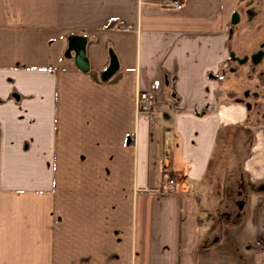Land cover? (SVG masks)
Returning a JSON list of instances; mask_svg holds the SVG:
<instances>
[{
    "label": "crops",
    "instance_id": "obj_1",
    "mask_svg": "<svg viewBox=\"0 0 264 264\" xmlns=\"http://www.w3.org/2000/svg\"><path fill=\"white\" fill-rule=\"evenodd\" d=\"M169 1L0 0V264H193L216 217L264 264V0Z\"/></svg>",
    "mask_w": 264,
    "mask_h": 264
},
{
    "label": "rangeland",
    "instance_id": "obj_2",
    "mask_svg": "<svg viewBox=\"0 0 264 264\" xmlns=\"http://www.w3.org/2000/svg\"><path fill=\"white\" fill-rule=\"evenodd\" d=\"M252 5L255 6L254 2ZM245 9H249V8L248 6L245 5V2H242L238 10H239V17L242 18L243 20L247 19V15L244 13ZM235 27H234V32L236 31ZM239 30L240 29H238V31ZM260 40H262L261 36L255 37L254 40H251L250 46L253 45L254 48L257 49ZM252 66L254 68L256 67L255 65L251 64V61L245 63V65L240 70V75H244L245 77V70L248 69L247 73L248 74L252 73L251 74L253 76L252 80H256L257 73H254L255 69L251 70ZM257 72H258V67H257ZM243 80L246 81V79L239 78V80H237L238 84L241 85ZM256 103L257 101H254V103L251 105H253L255 109L260 112L262 122H264V99L262 102L260 101L259 104ZM238 186L244 187L243 185H241V183L236 184L235 182H233L231 188L222 190V198H223L222 200L224 206L221 210L223 212H228L232 214L234 219L236 215L240 217L242 211L238 209L236 202L244 201L245 204V200H244L245 193H243V190L240 189L241 187L239 188ZM237 193H240V195L237 196ZM243 226H244L243 227L244 236H242L241 238L244 239V242L240 243L239 242L240 237L238 238V236H241V234L238 233L240 229H242L241 222L240 225L234 226L231 225L230 223H224V221L221 222L219 217H216V219L213 222L210 223L208 222L207 230L205 231L203 237L200 238L199 243L197 244L194 254L192 256L193 264H200V263L201 264H260L262 258L261 254L260 253L254 254L253 250L250 248V246H248L250 244L246 243L247 239L245 237L246 236L245 234L248 223L247 222L243 223ZM216 237H218V240L215 243L214 239Z\"/></svg>",
    "mask_w": 264,
    "mask_h": 264
},
{
    "label": "water",
    "instance_id": "obj_3",
    "mask_svg": "<svg viewBox=\"0 0 264 264\" xmlns=\"http://www.w3.org/2000/svg\"><path fill=\"white\" fill-rule=\"evenodd\" d=\"M238 17L236 14L233 16V22H237ZM71 52H74V59L76 66L80 70H87L88 69V61L85 53V38L84 37H75V36H70L68 39V48L66 50V55L70 56ZM261 53L255 54L251 57L252 61L254 63H257L259 60ZM246 60V59H245ZM116 67V62L114 57L112 56L111 58V64L105 74L109 75ZM243 201H239L237 203L238 209L243 208Z\"/></svg>",
    "mask_w": 264,
    "mask_h": 264
},
{
    "label": "built area",
    "instance_id": "obj_4",
    "mask_svg": "<svg viewBox=\"0 0 264 264\" xmlns=\"http://www.w3.org/2000/svg\"><path fill=\"white\" fill-rule=\"evenodd\" d=\"M166 7H173L176 10L182 8V4L178 0H170L165 4ZM154 96L152 94L141 92L138 94L136 100L137 113L139 115H151L154 107ZM1 130V129H0ZM174 181L172 179H168L166 182V186H164V190H169V186L173 185Z\"/></svg>",
    "mask_w": 264,
    "mask_h": 264
},
{
    "label": "flooded vegetation",
    "instance_id": "obj_5",
    "mask_svg": "<svg viewBox=\"0 0 264 264\" xmlns=\"http://www.w3.org/2000/svg\"><path fill=\"white\" fill-rule=\"evenodd\" d=\"M246 61V60H245ZM251 61V64L252 65H255L256 66V63H254L253 61H252V59L250 60ZM253 69V66H252V68H251V70Z\"/></svg>",
    "mask_w": 264,
    "mask_h": 264
}]
</instances>
